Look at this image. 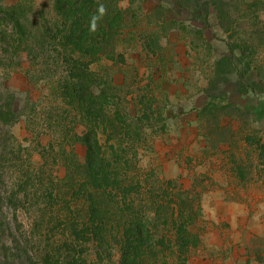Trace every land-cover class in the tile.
Listing matches in <instances>:
<instances>
[{
    "label": "trees",
    "instance_id": "1",
    "mask_svg": "<svg viewBox=\"0 0 264 264\" xmlns=\"http://www.w3.org/2000/svg\"><path fill=\"white\" fill-rule=\"evenodd\" d=\"M121 1L56 0L55 18L41 16L37 36L24 10H5L11 34L0 36V46L58 81L56 102L47 109L22 93H9L0 104V212L7 208L14 216L0 237V264H188L200 245L196 198L138 167L149 132L167 133L156 95L145 93L140 56H159L164 48L154 37L143 45L128 42L135 11L120 8ZM212 2L220 21L229 19ZM179 3L189 8L187 0ZM101 5L104 14L92 31ZM121 68L133 70L128 93L127 78L118 82ZM132 92L138 93L134 104L127 99ZM19 124L31 135L25 143L13 133ZM20 211L37 216L32 232L18 233Z\"/></svg>",
    "mask_w": 264,
    "mask_h": 264
},
{
    "label": "rangeland",
    "instance_id": "2",
    "mask_svg": "<svg viewBox=\"0 0 264 264\" xmlns=\"http://www.w3.org/2000/svg\"><path fill=\"white\" fill-rule=\"evenodd\" d=\"M55 1L0 0V36L11 34L5 10L12 7L27 13L37 36L41 16L55 18ZM212 1L187 0L189 8L179 0L119 3L135 11L128 42L143 45L154 37L164 48L159 56H140L145 93L156 95L167 133L149 132L147 146L138 149V167L145 174L154 170L196 198L200 245L191 250L188 264H264V0H217L229 11L223 22ZM125 50L130 53L131 47ZM6 51L0 46V104L9 93L29 94L41 109L56 102L58 80L44 78L27 56ZM224 58L231 61L218 66ZM116 71L119 84L127 78L128 93L133 70ZM137 96L132 92L127 99L134 104ZM13 133L19 142L31 139L22 124ZM76 153L81 160L83 149ZM54 168L62 174V168ZM36 218L20 211L18 233L32 232ZM11 220L13 214L4 208L0 237Z\"/></svg>",
    "mask_w": 264,
    "mask_h": 264
},
{
    "label": "clouds",
    "instance_id": "3",
    "mask_svg": "<svg viewBox=\"0 0 264 264\" xmlns=\"http://www.w3.org/2000/svg\"><path fill=\"white\" fill-rule=\"evenodd\" d=\"M104 11H105V9H104V7L101 5V6L99 7V9H98L99 15H98V16H97V15H93V16L91 17L90 29H91L92 31H95V30H96V27H97V21L103 16Z\"/></svg>",
    "mask_w": 264,
    "mask_h": 264
}]
</instances>
